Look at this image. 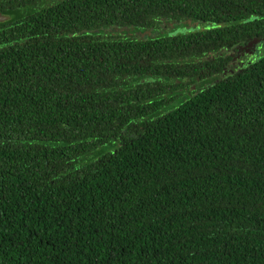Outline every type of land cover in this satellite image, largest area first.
<instances>
[{
	"label": "trees",
	"instance_id": "trees-1",
	"mask_svg": "<svg viewBox=\"0 0 264 264\" xmlns=\"http://www.w3.org/2000/svg\"><path fill=\"white\" fill-rule=\"evenodd\" d=\"M0 12V264H264V56L191 89L264 40V0ZM171 21L216 27L107 32Z\"/></svg>",
	"mask_w": 264,
	"mask_h": 264
},
{
	"label": "rangeland",
	"instance_id": "rangeland-1",
	"mask_svg": "<svg viewBox=\"0 0 264 264\" xmlns=\"http://www.w3.org/2000/svg\"><path fill=\"white\" fill-rule=\"evenodd\" d=\"M216 27L215 25L208 22H164L159 28L156 29H144L139 27H110L107 32L114 36H119L122 39H146L156 38L163 36H170L175 34H186L204 31ZM219 54L229 55L231 57L230 62L226 68L220 72L215 73L205 79L197 81L191 85V89H201L206 86L212 85L213 83L237 72L239 69L253 63L262 56H264V40H254L247 46L236 47V50L221 51ZM187 92V91H185ZM186 95V94H185ZM188 97V96H186ZM185 97V98H186ZM180 104V100L177 101V106ZM172 107H166L160 110V113L169 111Z\"/></svg>",
	"mask_w": 264,
	"mask_h": 264
},
{
	"label": "water",
	"instance_id": "water-1",
	"mask_svg": "<svg viewBox=\"0 0 264 264\" xmlns=\"http://www.w3.org/2000/svg\"><path fill=\"white\" fill-rule=\"evenodd\" d=\"M8 19V16L7 15H3L1 12H0V22L2 21H5Z\"/></svg>",
	"mask_w": 264,
	"mask_h": 264
}]
</instances>
